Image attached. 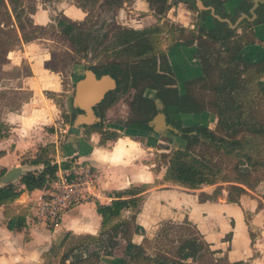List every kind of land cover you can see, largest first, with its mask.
Masks as SVG:
<instances>
[{
    "label": "crops",
    "instance_id": "crops-1",
    "mask_svg": "<svg viewBox=\"0 0 264 264\" xmlns=\"http://www.w3.org/2000/svg\"><path fill=\"white\" fill-rule=\"evenodd\" d=\"M134 1V11H129L127 15L137 16L131 19L133 24L126 22L128 26H145V16L141 15H150L152 21L149 25L155 24L153 11L150 10V14L145 11V8H150L146 0ZM99 3L106 4L105 0ZM116 9L126 13L125 9ZM28 15L35 26L48 27L55 24L54 15H64L80 24L87 18L88 11L80 6L78 0H35L34 10ZM174 21L194 28L193 15L182 3L174 7ZM254 28L258 34L264 33V24L256 23ZM46 42L51 41L39 38L36 42L24 44L22 49L13 53V57H9L17 68L24 61L28 62L30 72L18 78L19 85L14 88L17 93L25 94L26 98L16 108L0 113V124L9 128L8 136L0 138V177L16 167H21L24 174L29 171L36 175L44 169L42 163L36 164L37 161L50 160L58 165H69L71 159H76L93 165L100 178L88 200L75 205L58 225H51L26 213L42 194L43 188L30 191L20 182L21 179L14 182V185H19V196L10 208L16 216L25 217L26 226L22 231H11L5 216L6 208L0 205V264H47V257L54 245L61 251L57 264H89L94 259H97V263L91 264H167V258L174 259V255L152 253L145 247L146 240L156 239L165 222L189 224L202 237L207 254L184 260L185 264H264V239L258 233L260 229L255 227L260 224L255 217L248 220L246 216H258L264 211V206L258 209L259 202L244 195L239 203H231L228 195L224 194L220 195L218 201H206L197 193L199 190L161 184L156 186L164 177L161 171L157 172L153 165L146 163L148 150L154 147L140 137L144 129L132 126L115 128L110 125L109 131L120 135L102 143L100 131H93L89 136L85 133L92 125L74 129L73 124L81 114L74 118L72 126L64 121L56 97L66 96L68 112L73 115L71 106L77 94V83L82 77L77 76L75 70L70 91L63 73L48 66L52 57ZM261 49L258 44L249 46L244 54L256 58ZM176 50L169 55L178 73L199 75L192 48L180 47ZM261 82L264 83V78ZM89 89L85 92L86 97L93 93ZM131 101V97L123 98L113 106L106 114V123L119 120L129 123ZM120 106L128 108L129 117L111 119V114ZM63 170L61 168L57 174ZM2 171H5L3 175ZM144 185L147 190L138 195L142 197V202L135 216L136 224L145 233H134L132 242L144 248L145 256L139 262H134L127 249L128 241L122 233L116 235L110 225L102 234L104 221L98 213L97 204L111 205L118 199H129L131 196L124 195V192ZM129 210L132 209L123 210L115 223L127 219L123 214H129ZM71 242L77 244L66 249ZM258 253L263 256L259 257ZM206 258L208 261L202 262Z\"/></svg>",
    "mask_w": 264,
    "mask_h": 264
},
{
    "label": "trees",
    "instance_id": "trees-1",
    "mask_svg": "<svg viewBox=\"0 0 264 264\" xmlns=\"http://www.w3.org/2000/svg\"><path fill=\"white\" fill-rule=\"evenodd\" d=\"M86 4H95L97 0H84ZM153 9L157 12L165 10V0H148ZM209 3H214L219 6L220 0H208ZM109 5H117L119 0H106ZM85 9V6L80 4ZM21 15L17 19H21ZM33 26L31 19H28ZM62 34L70 38L72 44L75 45V37L72 34L76 30H80L79 26L71 21L61 22ZM160 26H155L143 31L116 28L112 35L106 34L100 42V55L104 56L102 62L98 65L88 67L98 78L104 75H111L117 78V75L123 77L118 81V89L106 95L105 99L96 107L99 111L101 120L105 118V113L115 101L118 99V93H127L131 88H138L139 80L147 81L149 79L156 80L161 76L157 73L156 60L157 52L160 47L159 34L162 32ZM201 38V37H200ZM253 41L249 38L240 37L235 41L228 42L224 56L220 53L219 61L221 63L214 67L209 63L205 69L204 76L198 82L202 85V89L210 91L211 97L209 101L194 98L189 92L186 95H181L177 99V104L184 100L189 101L192 110L197 114L193 118L204 119L208 116L204 112L210 110L218 116L217 130H211L207 124L203 122L202 126H189L185 128L186 133L196 132L193 138H185V144L172 152L167 163V171L165 179L171 181L175 185L182 186L188 189L197 190L204 185H215L220 180L233 183L228 187V200L231 203H239L240 198L248 194V189L256 188L260 183L258 178H253L254 173L261 172L264 169V115L260 112L257 114H248V120L244 118H232L225 120L222 116L221 108L231 112L241 111L245 115V111L240 110L242 104L246 102L244 90L249 86H255L261 96H264V83L261 80L264 78V51L261 49L260 58L257 63L248 64L244 69L240 65L244 62L241 52L245 45L251 44ZM80 51H86L85 49ZM249 58V57H248ZM254 58V57H253ZM208 61V60H207ZM124 67V68H123ZM245 70V71H244ZM246 75V76H244ZM190 85V86H191ZM149 87H156L154 84H149ZM177 90L174 93L177 94ZM143 110H145L143 113ZM81 112V110H78ZM135 116L130 122L134 128L145 129L147 123L154 114V103L151 100L142 97V90L137 95L134 102ZM188 112H186L187 114ZM143 114V115H142ZM76 116L75 112L69 119ZM144 116V117H143ZM183 118V117H182ZM71 121V120H70ZM102 127V126H96ZM103 128V127H102ZM102 135V143L115 138L114 133L108 131H100ZM8 136V127L0 124V138ZM204 145L208 149L222 151L227 156H235L238 158V163L231 168V172L236 174V177L229 178L221 177L223 169L218 166L213 160V155L209 153H197L196 148ZM245 160L246 163L242 162ZM42 163L44 169L38 173H28L22 177L20 182L30 191L42 189L44 186L56 179L57 173L61 168H68L69 165L52 163L50 160L37 161L36 164ZM5 171H2V175ZM147 186L132 188L124 195L132 196L130 199H118L111 205H103L98 203V213L103 218L102 234L107 231V227L112 226V231L118 235L123 231L120 230L121 222L127 224V221L115 223L121 217V213L125 209L137 210L142 202V197L137 195L145 192ZM19 196V191L16 185L11 184L5 187H0V205L5 206V216L8 218V228L11 231H22L25 228V217L16 214L11 210L10 205ZM263 205L260 203L259 208ZM183 227V226H181ZM133 227L123 235L128 239V250L132 256V260L137 262L143 257L145 250L141 246H136L131 241V231ZM138 228V227H137ZM137 228H135L137 230ZM175 242V240H174ZM207 250L205 246L198 241L191 232H186V236L181 237L180 244L177 249V255L174 259H168L167 264H185L183 260L189 257H197L199 252ZM203 256V255H202Z\"/></svg>",
    "mask_w": 264,
    "mask_h": 264
},
{
    "label": "rangeland",
    "instance_id": "rangeland-1",
    "mask_svg": "<svg viewBox=\"0 0 264 264\" xmlns=\"http://www.w3.org/2000/svg\"><path fill=\"white\" fill-rule=\"evenodd\" d=\"M126 2L125 7V15H119V11L117 9L108 10L107 7L104 6L103 3H96V4H86L84 0H78L79 4L85 6V9L88 11L87 18L84 22H81V25H78L80 30H76L72 37H75V45L71 43L70 38L66 37L62 34V28L60 27L61 22H68L72 20L66 18L64 15H54L53 21L55 24H51L48 27H39L35 25H31L29 20L31 13L35 7V0H0V113L4 110H8L9 108H16L19 104L26 98L25 94L17 93L14 91L19 85L17 81L18 78H21L24 75H27L29 71V64L28 62L24 61L20 68L14 67L12 65L11 60L9 57H13V53L22 49L24 44L36 42L39 38H45L50 40L51 42H46V48L50 50L51 60L48 62L49 68L55 71H60L63 73V78L68 85V89L72 91V78L75 77V70L77 73L78 67L82 69L85 65L97 64L103 61L104 56L101 54V47L100 42L103 40L104 36L108 33H112V28L114 27V22L118 23H130L131 19L136 17L137 15H127L129 11H132L134 0H123ZM150 8H145L147 14H150ZM134 11V10H133ZM143 13V12H142ZM141 13V14H142ZM144 13V14H146ZM21 15V19L18 20L17 16ZM142 17L145 16V24L149 25L151 18L150 15H141ZM173 19L165 18L163 23L165 24V33L168 34L169 30L172 27L171 22ZM74 24H77L73 22ZM174 26V25H173ZM163 34L161 37V47H172L174 44V40L172 37ZM264 37V33H263ZM187 38V37H185ZM262 47V46H261ZM85 49L86 51H80ZM245 71V70H244ZM194 94L200 99L209 101L211 97V92L202 89V85H196L193 88ZM244 97L246 98V102L242 104V108L240 110L245 111V115L241 114V111L236 112H228L223 110V118L225 120H231L232 118H244L246 121L248 120V114L260 112L264 115V96L259 94V91L255 88V86H249L244 90ZM132 96L128 95L126 98ZM54 97V96H53ZM57 103L61 106V111H63L64 121L67 122L69 126H72L74 118L69 119L66 116H72L71 113L68 112V101L65 95L62 98L56 97ZM68 112V113H67ZM128 108L125 109L123 107H119L117 110L111 114V119L115 120L116 117H129ZM258 115V114H257ZM71 120V121H70ZM205 122L209 128L213 130H217V122L218 118L216 116L208 115L204 121L201 118H193L192 116L186 117L183 120V125H195V124H202ZM178 128V127H177ZM9 130V128H8ZM101 131L102 127H93L87 129L85 133L89 136L93 131ZM166 130H169L167 128ZM109 133H114L108 131ZM116 134V133H114ZM120 134L115 135V139L118 138ZM169 137L171 139L164 138L163 144L159 146L162 147L161 151L164 154H159L156 151V147L152 150H148L146 155L147 160L146 163L149 165H153L154 169L159 172L161 171L163 174L164 179L160 182H157L156 186L160 184L163 186H176L174 183H170L168 180L165 179L166 171H167V163L169 158L172 155V150L177 149L182 146V133L174 131V135L169 133ZM174 139L173 141H170ZM112 140V139H111ZM160 150V149H159ZM197 153H209L213 155V161L223 169V173L221 177H229L234 178L236 174L231 172V168L238 163V158L235 156H227L222 151H216L212 149H208L204 145H200L196 148ZM242 162L246 163L245 160ZM258 178L260 183L257 185L256 188H249L248 194L245 195L248 198H251L257 202H259L264 206V169L261 172L254 173L253 178ZM233 184L229 182H224L220 180L215 185H204L197 193L201 194L202 200L209 198L210 200H214L213 198L220 196L221 194L228 195V187ZM19 186V185H18ZM17 186V187H18ZM141 187V186H140ZM166 188V187H164ZM185 188V187H182ZM140 207V206H139ZM129 214H123L128 217L125 219L127 224H123L124 220L120 222L122 230L124 233L130 229V226L133 227L134 230V219H136L135 210H129ZM256 214V213H255ZM247 219L252 220V216L257 219V222L260 226H255L259 232V235L262 239H264V211H261L258 216L254 214H247ZM193 233H196V230L193 227H189L187 225L175 226L164 223L161 228V235L157 239L146 240L145 247L149 249L152 253H160L161 255H174V249L172 247V240H179L181 237L184 236L186 230ZM133 231H131L132 233ZM166 236V237H165ZM196 237L198 234L196 233ZM72 243V242H71ZM77 242L70 244L67 248L75 246ZM168 252V253H167ZM61 251L60 248L54 245L53 249L51 250L50 254L48 255L47 264H57L58 258L60 257ZM258 256L261 257V253H258ZM208 259H204L202 262H207ZM97 263V259L91 260L88 262Z\"/></svg>",
    "mask_w": 264,
    "mask_h": 264
},
{
    "label": "flooded vegetation",
    "instance_id": "flooded-vegetation-1",
    "mask_svg": "<svg viewBox=\"0 0 264 264\" xmlns=\"http://www.w3.org/2000/svg\"><path fill=\"white\" fill-rule=\"evenodd\" d=\"M98 2L99 1H97V3ZM146 2L148 3L150 9L153 11V16L156 19L155 24L148 25V26L145 25L142 28H135V27L128 26L127 23L117 24L116 22H114L112 33H108V34L112 35L114 31L116 30V28L143 31V30L155 27V26H160L163 30L159 34L160 47L157 52V56H156L157 58L153 63L156 64L157 73L161 77L157 78L156 80L149 79L147 81L140 79L139 80L140 85L138 88H131L125 94L118 93L117 94L118 99L115 101V103L110 108H108V110L105 113V118L99 122H96L95 124H93L91 127H88V128L102 126L103 131H109L108 127L110 125L114 126L115 128L116 127L130 128L131 126L130 122H132L133 117L136 115L134 112V102L136 100L137 95L142 90V97L144 99L153 101L155 112L154 114L153 112H151L152 118L147 123V126L144 129V131L140 133V137L142 138V140L146 141L147 144L149 145L151 144L152 147H156L159 154H164V152L161 151L162 147L159 148V146L163 144L164 138L171 139V137H169V133L171 135L172 134L174 135V131L179 132L180 130L182 133V139H183L182 143L185 144V141H186L184 140L185 138L187 137L193 138L197 134L196 132L186 133L185 128L189 126L199 127L203 125V124H195V125L193 124L189 126L183 125L184 118L189 117V116H194L197 114L192 110V106L189 101L184 100L180 104H177V99L181 95H186V92H189L194 98L198 99V97L194 94L192 88L196 85H200V83L193 84V85L191 84L198 82L197 80H199L201 77L204 76L205 69L208 68L209 63H212L214 67H217V64L222 62V61H219L221 57L220 53L224 56L223 52H225L228 42L235 41L238 38L244 37V36L246 38H249L250 40L253 39L251 44H244L245 47L243 51L241 52L244 62L240 65L241 69H244V67L248 64L257 63L258 60L260 59V58L259 59L258 58H254V59L248 58L247 56H245L244 51L247 47L254 46L256 44H258L260 47L262 46L261 48H263V51H264L263 34H258L254 28V25L256 23L264 24V0H220L221 3H219V6H217L214 3L213 4L209 3L208 0H165V5H164L165 10L160 11V12H157L155 9H153L148 0H146ZM105 3H106V0H105ZM180 3H182L183 5H186L187 9L190 10L191 15H193L194 28H191L190 26H186L180 22L174 21V7L179 5ZM126 5H127L126 2H124L123 0H119V3L113 6L107 3L104 4V6H107V8L110 10L113 8L114 9L116 8L124 9L125 7L123 6H126ZM119 15H125V13L119 12ZM165 18L173 19V21L171 22L172 27L169 30L168 34L165 33L166 29H165V24L163 23ZM76 25H81V24H76ZM163 34L165 35L167 34L168 36L172 37V39L174 40L173 41L174 45L172 47L168 46V49L167 47H161L162 45L161 37ZM180 47L192 48L193 50L192 57H196V61H197L196 67L200 71L199 75H193L190 73L188 74L187 72H184L183 75H180L178 73V70L175 67L174 62L171 61L169 54L170 52ZM98 64L99 63L91 64L88 66L84 65L82 69L79 70V72L77 70L76 75L82 77L81 72L83 70H86L88 67H92ZM176 64H178V62H176ZM104 76H109L115 82V88L112 89L109 93L116 91L118 89V81L123 79V77L120 75H117V78L109 74L104 75ZM102 77L100 78L97 77V78L101 79ZM149 84H154L156 87H153V88L149 87ZM174 90L178 91L177 94L174 93ZM131 94L132 96L130 97L132 101H131V108H130V117L128 120L129 123H126L120 120L117 121L116 123H111V124L106 123V114L108 113V111L113 106H115L121 99L126 98L128 95H131ZM96 107H94V112L96 116L100 117L99 111L96 110ZM78 110L79 109H76L75 111H73V113L75 112L76 116L79 114H83L82 111L80 112ZM144 111L145 110H143V113H145ZM221 111L223 112V108H221ZM186 112L188 113L186 114ZM204 113L207 115L216 116L218 118V116L215 115L210 110ZM158 116H162L160 123H156L154 126H149V123L151 121H154V119H156ZM207 127L209 128L208 125ZM167 128H169V130H166ZM173 140L174 139L170 141H173ZM174 150L175 149H173L172 152H174ZM137 197L139 196L137 195ZM219 197L220 196L218 195L217 197L213 198L214 200H210L209 198L205 200L215 202L219 200ZM130 198H132V196ZM165 223H169V222H165ZM169 224L173 225L174 228L175 226H183V225H176L173 223H169ZM187 226L191 227L189 224ZM135 228H137V230ZM161 228L158 232V236L156 237V239L162 233ZM194 229L196 230V233L198 234V237H197L198 241L203 244V242L201 241L202 237L200 233L198 232L196 228ZM134 230L135 231H133L131 234V241H132V235L134 233H138V234L145 233L144 230H142V228L136 224V219H134ZM188 231L189 229L186 230V232ZM196 233L193 232L192 234L196 237ZM122 236L124 237L123 232H122ZM184 236H186V233L184 234ZM178 241L179 240H175L174 242V240H172V247H174V257L177 255L176 253H177L179 244L178 246L176 244L178 243ZM127 249H128V244H127ZM128 252L130 253L129 250ZM200 254L204 255L205 252L204 251L199 252L197 256H199ZM144 256H145V253L143 254V257ZM142 258L140 260H142ZM189 258H193V257H189ZM168 259L169 258H167V260ZM137 262H139V260Z\"/></svg>",
    "mask_w": 264,
    "mask_h": 264
},
{
    "label": "built area",
    "instance_id": "built-area-1",
    "mask_svg": "<svg viewBox=\"0 0 264 264\" xmlns=\"http://www.w3.org/2000/svg\"><path fill=\"white\" fill-rule=\"evenodd\" d=\"M100 173L86 161L71 159L69 167L47 183L26 213L51 225H58L62 217L75 205L92 195Z\"/></svg>",
    "mask_w": 264,
    "mask_h": 264
},
{
    "label": "water",
    "instance_id": "water-1",
    "mask_svg": "<svg viewBox=\"0 0 264 264\" xmlns=\"http://www.w3.org/2000/svg\"><path fill=\"white\" fill-rule=\"evenodd\" d=\"M81 75L82 79L77 83V94L73 99L71 109L72 111L79 109L83 114L77 116L73 124L74 129H80L86 125H93L101 121V118L96 116L94 107L99 105L105 99L107 93L115 88V82L109 76H103L98 79L96 74L90 69L83 70ZM88 89L90 92L93 91V93L86 97L85 92ZM161 118L162 116H158L149 123V126L160 123ZM28 173L30 172L26 171L24 174L21 167L10 169L5 175L0 177V187L11 185Z\"/></svg>",
    "mask_w": 264,
    "mask_h": 264
}]
</instances>
